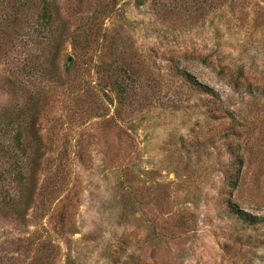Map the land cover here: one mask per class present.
<instances>
[{"label":"rangeland","instance_id":"rangeland-1","mask_svg":"<svg viewBox=\"0 0 264 264\" xmlns=\"http://www.w3.org/2000/svg\"><path fill=\"white\" fill-rule=\"evenodd\" d=\"M101 1L98 42L84 55L64 42L68 90L3 89L13 66L0 59V107L32 108L45 152L27 221L0 217V259L29 264L45 241L47 264H264V223L228 204L264 217V0H53L54 12L71 32Z\"/></svg>","mask_w":264,"mask_h":264},{"label":"trees","instance_id":"trees-1","mask_svg":"<svg viewBox=\"0 0 264 264\" xmlns=\"http://www.w3.org/2000/svg\"><path fill=\"white\" fill-rule=\"evenodd\" d=\"M103 4L99 2V5ZM107 9L108 4H104L94 16H83V19L81 12L76 26L67 32L66 22L54 12L53 0H0V59L7 61L9 58V64L13 66V71L8 72L6 84H3L5 86L2 85L3 89L6 86L13 89L16 85L14 82L18 83L17 89H25L38 86L34 84L35 81L56 80L60 83L59 87L68 90L71 84L66 83L71 80L70 75L74 74L72 70L77 71L78 68L75 67L76 61L67 59L63 74H59L64 42L68 39L74 51L86 54L90 45L105 34L101 14L109 11ZM208 59L202 57L201 62L209 65ZM178 75L188 87L209 95L213 101L219 99L216 92L199 83L186 70H178ZM100 87L104 90L114 88L113 84L107 86L104 81ZM37 120L38 114H32L30 107L12 108L11 111L0 107V217L6 216L23 223L36 203L37 173L40 171V160L45 155L36 130ZM60 179H64L62 175L46 179L47 186H43L47 199L51 200L49 197L64 186L65 181L59 182ZM228 204L232 215L243 223H264V217L248 214L234 203ZM42 215H37L40 220ZM59 218L62 223L63 217ZM155 237L157 242L162 238L157 233ZM37 248V254L29 264H47V256L54 253V248L45 241ZM0 264L12 262L0 259ZM67 264L74 263L68 259Z\"/></svg>","mask_w":264,"mask_h":264}]
</instances>
